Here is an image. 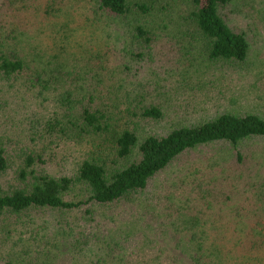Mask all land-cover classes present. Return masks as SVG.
I'll list each match as a JSON object with an SVG mask.
<instances>
[{
    "label": "trees",
    "instance_id": "1",
    "mask_svg": "<svg viewBox=\"0 0 264 264\" xmlns=\"http://www.w3.org/2000/svg\"><path fill=\"white\" fill-rule=\"evenodd\" d=\"M52 1L40 18L52 25L61 18L67 25L78 20L93 34L101 32L103 42L96 47L80 44L79 51L70 54L65 44L56 45L66 40L59 30L52 39L55 52L46 53L31 44L34 39L25 22L40 0L0 4V178L10 168L14 121L39 148L20 171L23 184L12 191L0 186V221L7 224L8 233L11 227L12 233H41L40 224L22 221L40 210L79 212L91 222L99 210L126 204L133 214L139 205L141 212L133 222L151 228L145 222L153 220L161 228L155 229L156 240L146 241L133 260L123 259L122 264H264V158L256 161L248 149L264 147V117L213 106L217 98H212V90L202 92L199 86L203 79L208 86L220 79L217 72L203 76L209 66L222 72L250 66L252 40L232 20L264 25V0L259 5L258 0H87L93 1L91 9L78 8L73 0L65 7ZM167 39L180 46L192 70L177 87L163 81L156 65L157 52ZM115 54L117 64L111 62ZM174 116L178 122L166 133L152 132ZM55 145L67 155L63 157L70 167L62 175L45 168L44 156L56 157ZM208 146L234 150L228 157L205 159L192 167L205 170L196 168L182 179L154 187L174 164ZM229 161L239 172L250 166L255 170L244 194L257 205L247 207V215L237 205L238 219L228 227L231 233L216 235L221 243H209L213 234L206 231V212L242 193L240 185L219 178L217 183L206 171L224 168ZM243 218L247 223L254 219L251 229L240 228ZM125 238L132 241L134 234ZM40 239L53 241L51 236ZM33 252L21 255L19 264H53L55 256Z\"/></svg>",
    "mask_w": 264,
    "mask_h": 264
},
{
    "label": "rangeland",
    "instance_id": "2",
    "mask_svg": "<svg viewBox=\"0 0 264 264\" xmlns=\"http://www.w3.org/2000/svg\"><path fill=\"white\" fill-rule=\"evenodd\" d=\"M4 1L5 0H0V4ZM68 1L69 0H66V4H62L61 0H59V7H65ZM52 2V0H40L39 7L29 12L30 16L25 22L28 23L27 30L31 32V36H33L35 40V42L34 40L32 41L33 43L30 42L32 45H38L41 49L45 50L44 52L53 54L55 51H53L51 47H54L55 44L53 45L52 39L55 35L54 32L59 30L64 32L66 40L65 43H58L56 45L61 47L65 44L68 46L66 52L70 54L77 53L80 44L82 47H96L103 42L101 32L93 34L90 28L84 25L81 26L78 20H76V23L67 25L66 20L61 18L54 20L52 25V21L47 18H40L39 15L47 9ZM72 2L78 8L89 5L88 7L91 9L93 5V1L90 3V1L87 0H73ZM261 2L263 1L258 0V5ZM241 3H243V1H241ZM23 14L22 12L21 17ZM0 18L2 19L1 12ZM233 20L232 24L245 30L252 40L250 66L246 69L244 68L245 70L239 69L235 72H222L220 71L221 69L216 68V66H214V71L212 67L209 66L206 71L207 76L206 74L203 76L205 78L212 77V72H217L216 75L220 77V79H215V83L212 86L205 85L204 83L208 81L203 79L199 86L202 92L208 89L212 90V98H217L213 106L219 104L221 108H231V110L239 113H257L264 117V88L262 87V84H264V25L258 26L256 22L254 23L253 21H244L241 19L238 21L236 19ZM20 42H22V40H20ZM17 43L18 42L15 44ZM162 43L163 45L157 52L158 57L156 58V65L160 66V73L164 79L163 81L167 83L169 80V84L173 82L175 87H177L179 84L178 81L181 80L183 76L185 77L187 71L192 70L187 67L188 63L182 59L180 46H178L177 43L169 39ZM48 45L51 46L49 49H46ZM121 47L122 45L118 46V48ZM117 55L118 54L111 55V62L119 58ZM198 55H201L200 51ZM199 62L204 65L205 58L201 57ZM114 63L117 64L118 62L114 61ZM131 63L133 71L136 64L134 61ZM154 78L158 80L156 77ZM185 96H188V94ZM185 96H182V98ZM163 97V100L169 104V99L166 94L163 95ZM19 99L21 100L22 98L19 97ZM44 107H49L48 102L44 103ZM40 109L43 110L42 107ZM183 109L184 107H179L180 111H183ZM47 111L51 113V110L47 109ZM170 114H173V112L171 111ZM178 119L179 118L175 116L173 119L168 117L159 126L151 128L153 130L152 132L166 133L172 128L171 123L174 121L178 122ZM16 123L20 122L16 121ZM16 123L14 121L13 131L11 132L13 140H9V143L12 144L10 147L13 151L10 168L7 173L0 178V186L4 191H12L23 184L20 171L26 168L28 155L33 153L36 154L35 152H38L39 149L37 147V142L30 140L29 136H27L28 131H26L24 127H20L22 133L16 129ZM24 124L26 127L29 125L28 122H24ZM1 132L2 131H0V134H2ZM52 148L56 151V157L46 154L47 157L45 158L44 156V160H48V165L45 166V168L53 174L62 175L70 168L69 165L65 163L67 160L63 157L67 155L59 153V149L56 145ZM248 149L250 151V156H253L252 158L256 161L264 158V147L262 145L256 144ZM232 150L234 149L231 148L230 151L229 148H223L221 146H208L201 150L197 149L191 154L192 156H188L181 162L174 164L172 168L162 174L154 187L182 179L187 173H190L189 171L195 170L196 168L205 170L204 167H192L195 165H202L201 163H203L205 159L212 162L215 159L228 157ZM37 166L39 167L41 164L39 163ZM243 170L244 172H239V168L233 166L230 161L225 163L224 168L219 166L218 169L211 168L206 170L211 175V179L215 180V182L218 183L222 179H228L230 184H236L238 188L240 185L242 188V193L239 194V198H233L230 202H225L224 205L222 202H219L217 205H213V209L206 212V216L203 217V221L206 222V231L213 234V238L209 240V243H221V241L216 239V235L226 236L231 233L228 227L238 219L235 217L238 212L237 205L243 207L242 213L244 215L248 214L247 211H245L247 207L248 209H252L253 205H257L249 201L250 198L253 197L247 196V193L244 194V191L249 187L248 181H253L255 179H253L255 170H253L251 166L244 167ZM218 178L221 180L219 181ZM217 186L220 187L221 184ZM140 212L139 205L135 206V212L132 214V212L130 213V206L124 204L115 208L113 211L99 210L96 219L88 222L86 217L84 219L83 214L79 212L64 214L53 210H40L22 220L40 224L42 230L39 234L37 232H30V229H21V233L16 229L15 232L12 233V227L9 230L10 233H8V229L5 228L7 224H2V221H0V264H19L18 258H20L21 255H26L30 251L32 253V250L35 252H47L49 256H55V258L51 259L53 260V264H122L123 259L127 260L131 257L133 260L135 258V252H138L137 249L142 245L144 246L146 241L150 242L156 240L154 234L157 230L155 229L161 228L156 226L153 220L145 222V224H152L151 228L141 227L135 224L133 221H135V218ZM253 220L254 219L247 223L246 218H243L244 222L240 224V228L251 229L254 223ZM32 226L35 228L37 225L34 224ZM232 226L234 227V224ZM237 226L239 227V225ZM131 231H133V233H130ZM87 232H89V234H86ZM83 233L87 235L86 238H84L85 236H83ZM128 234H134V240L131 241L125 238ZM42 236L48 238L51 236L53 241L36 240L37 238H42ZM225 243L226 241L224 240L223 244ZM31 253L30 255L36 254L34 252ZM256 263L257 262L252 263V261L245 262V264Z\"/></svg>",
    "mask_w": 264,
    "mask_h": 264
}]
</instances>
